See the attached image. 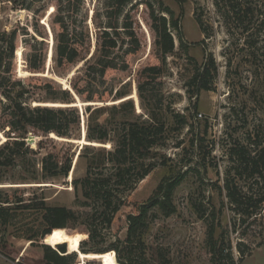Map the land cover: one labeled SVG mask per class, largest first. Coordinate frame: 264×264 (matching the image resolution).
I'll return each mask as SVG.
<instances>
[{
	"label": "rangeland",
	"instance_id": "374dc122",
	"mask_svg": "<svg viewBox=\"0 0 264 264\" xmlns=\"http://www.w3.org/2000/svg\"><path fill=\"white\" fill-rule=\"evenodd\" d=\"M147 2L159 13L166 6L174 11L185 47L178 30L173 29L175 49L166 56L163 81L150 88L148 107H144L136 90L138 71L147 64H161L151 17L147 16ZM78 3V0H0V35L16 31L15 71L22 75L27 87L29 82L48 81L43 75L30 76L23 66L27 41H32L33 35L44 39L37 29L48 46L43 73L47 78L55 77L61 87L68 88L75 74L84 69L82 61L63 69L61 75L55 73L53 38L60 26L53 21L59 18V12L71 25L72 32L83 31L91 36L90 56L95 51L97 36L105 29L110 30L109 16H114L116 10L109 7L110 0H81L77 9ZM128 12H133L132 16L140 21L136 33L142 48L126 55L127 70L112 69L106 73L104 87L113 90V94L104 101V106H111L117 90L127 82L122 90L128 91L127 97L134 100V111L130 113L129 108L128 118L163 124L160 145L145 159L137 154L129 157L121 165L129 171L120 179L116 175L119 165L111 160L109 149L123 132L121 116L126 109L116 110L112 116L108 110L100 116L111 131L106 143L87 140V105L80 98L84 123L81 121L80 128L71 130L72 137H57L49 147L60 157L69 150L72 167L67 175L44 173L40 158L45 150L42 155L29 153L19 157L15 164L0 165V196L31 202L29 207L16 205L20 202L6 203L15 207L9 211V223L0 224V244L6 242L0 249V264H8L7 258L33 264L31 261L43 256L46 241L42 231L46 222L43 208L35 205L42 201L49 206L62 205L75 210V218L67 227V249L75 259L79 256L78 260L93 262L111 251L120 264H208L209 231L214 226L216 238L223 236L239 264H264V217L259 214L264 204V166L261 164V171L253 173L246 160L260 158L264 144L261 138L264 0H133L119 17L121 31ZM161 14L170 18L165 11ZM129 48L127 41L122 42L117 52L124 53ZM211 58L217 67L211 89L199 92L191 83L192 77ZM36 92L46 96L44 90ZM46 101L51 106L62 105L51 95L46 96ZM177 114L187 116L189 123L181 124ZM6 138V133L0 131V144ZM193 139L198 143L193 145ZM33 147L37 148L34 144ZM89 162L92 168L88 172ZM151 165L154 168L141 178L140 173ZM88 173L92 178L109 181L113 202L120 205L118 211L110 208L104 212L100 194L90 198L84 195L82 184L75 182ZM180 175L182 180L172 195L174 212L167 215L164 209L153 207L143 235H134L126 242L128 214L137 212L138 205L156 196L162 181Z\"/></svg>",
	"mask_w": 264,
	"mask_h": 264
},
{
	"label": "trees",
	"instance_id": "16d2710c",
	"mask_svg": "<svg viewBox=\"0 0 264 264\" xmlns=\"http://www.w3.org/2000/svg\"><path fill=\"white\" fill-rule=\"evenodd\" d=\"M78 1L77 9L81 7V0ZM132 2L133 0H110L109 7L113 6L116 9L114 16H109L110 30L105 29L102 34L97 36L94 43L96 46L95 51L91 56L89 55L93 48L91 36L83 31L82 33L72 32L71 25L67 22L65 16L61 14L62 12H59V18L56 19V22L53 21L54 24L60 26L53 38L55 43V73L61 75L63 69H69L70 66H76L79 62L84 61V69L75 74L68 88L61 87L55 77L50 79L47 78V74H43L46 73L45 59L48 54V46L45 36L39 29H37V32L44 39L33 35V40L27 41V52L25 53L23 66L30 76L43 75L48 81L43 83L29 82L28 87L24 83L22 75H17L15 71L16 31H4L0 35V94L2 95V98H0V131L6 133L7 136L6 140L0 144L1 166L15 164L17 159L24 157L25 154L42 155V151L45 150L46 152L40 158L44 173L52 176L67 175L72 167L69 150L65 151L60 157L50 151L49 147L55 138L72 137L71 130L80 128L81 121L83 122L84 118L80 98L87 105L85 107L87 140L106 143L109 140L111 131L106 126V120L101 121L100 116L108 110L112 116L116 110L128 109L121 116L122 123L124 122L123 132H120L113 148L109 149L111 160L119 165L116 175L120 179L124 177L126 171H129V168L123 169L121 166L127 162L129 157L137 154L145 159L152 154L151 151L154 147L160 145L163 124L157 125L152 123L151 120H131V118H128L130 113L134 111V100L127 97L128 91L122 90L127 82L117 90L114 103L112 102L111 106H104V101L113 94V90L104 87L107 80L106 73L112 69L127 70L129 61L126 55L137 53L142 48V42L136 33L140 21L132 16L133 12L126 13L122 24L123 31L120 30L119 17ZM146 7L149 9L147 16L151 17L150 25L155 34V46L161 64H147L138 71L136 90L144 107H148V100L151 96L149 95L150 88L161 84L163 81V63H166V56L175 49L173 29L178 30L182 46L185 47L179 20L175 18L174 11L166 6L159 13L148 2ZM163 11L167 12L170 18L161 14ZM198 19L201 21L200 18ZM122 34L126 36L123 37ZM126 41L129 43L130 48L124 53L117 52V48H120L121 43ZM216 70L217 67L212 58L203 67L197 69L191 80V83L197 86V91L211 89V82ZM56 84L59 86L58 88ZM36 89L44 90L46 96L51 95L53 99L62 102V105L51 106L47 104L46 96L37 95ZM36 98L39 101H36ZM30 99H33V101L31 102ZM118 100H122V103H116ZM129 108L131 109L130 113H128ZM176 118H180V123L183 125L189 123V119L185 115L177 114ZM52 133L55 136H52ZM31 134L36 137L33 144L37 148H34L33 144H29L27 141ZM258 137L260 141V135ZM192 143L195 145L198 142L193 139ZM242 153L247 154L244 150H242ZM259 157L258 159L254 157L246 159L249 161V165H252L253 173L261 171V163L264 166V151L260 152ZM91 168L92 162H89L88 172ZM153 168L154 165H151L142 171L140 173L141 178H144ZM182 177L183 175H180L168 182L166 180L162 181L156 189V196L144 202L141 206L138 205L137 212L128 214L126 242H130L134 235H139V233L141 236L143 235V230L147 227V215L153 207L158 206L162 211L164 209L167 215L174 212L172 195ZM78 182L82 184L83 193L87 198L92 197V195H102L104 212H107L106 209L110 208L114 209L113 212L118 211L120 205L113 202L109 181L99 179V177L92 178L88 173L85 178L77 180L75 183ZM76 187H78L77 184ZM12 199L10 196H0L1 225L9 223V211L15 207L6 203L20 202L21 204L16 205L28 207L31 205V202L22 203L24 201L22 198ZM233 199L236 200L234 197ZM35 205H40L43 208L46 228L42 231V237L45 239L46 244H44L43 256L39 260L31 262L33 264H74L75 256L71 255L67 249V246L69 247L67 227L69 222L75 218V210L62 205L49 206L43 201ZM109 219L111 220L112 217ZM5 244L6 242L0 244V249H3ZM208 245L211 252V262L208 264H239L233 256L230 245H226L223 236L216 238L214 226L210 227ZM243 258L244 255L240 259Z\"/></svg>",
	"mask_w": 264,
	"mask_h": 264
},
{
	"label": "bare ground",
	"instance_id": "6f19581e",
	"mask_svg": "<svg viewBox=\"0 0 264 264\" xmlns=\"http://www.w3.org/2000/svg\"><path fill=\"white\" fill-rule=\"evenodd\" d=\"M86 259H80L74 264H83V261ZM97 262H100V264H120L119 261L117 260L115 252H106L104 255H101L98 257L96 260Z\"/></svg>",
	"mask_w": 264,
	"mask_h": 264
},
{
	"label": "built area",
	"instance_id": "2783aa9c",
	"mask_svg": "<svg viewBox=\"0 0 264 264\" xmlns=\"http://www.w3.org/2000/svg\"><path fill=\"white\" fill-rule=\"evenodd\" d=\"M261 138H262V141L264 143V122H263V126H262ZM263 151H264V144L261 148V152H263ZM260 210L261 211L259 212V214L263 215V217H264V204L262 205ZM0 256H2L1 253H0ZM78 259H79V256L77 257L76 260H78ZM7 261H8V264H23L22 262H20L19 260H16V259L7 258ZM83 264H100V262H97V261L91 262L90 260H85V261H83Z\"/></svg>",
	"mask_w": 264,
	"mask_h": 264
},
{
	"label": "water",
	"instance_id": "95a60500",
	"mask_svg": "<svg viewBox=\"0 0 264 264\" xmlns=\"http://www.w3.org/2000/svg\"><path fill=\"white\" fill-rule=\"evenodd\" d=\"M27 141L29 144H33L36 141V137L31 134V135H29Z\"/></svg>",
	"mask_w": 264,
	"mask_h": 264
}]
</instances>
